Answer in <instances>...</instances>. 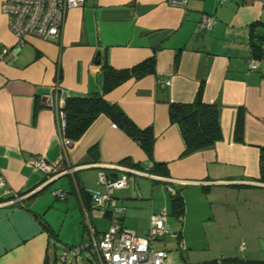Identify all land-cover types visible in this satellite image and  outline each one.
<instances>
[{"label": "crops", "instance_id": "obj_1", "mask_svg": "<svg viewBox=\"0 0 264 264\" xmlns=\"http://www.w3.org/2000/svg\"><path fill=\"white\" fill-rule=\"evenodd\" d=\"M202 14L215 19L211 29L198 27ZM262 33L264 0H189L186 7L166 0H85L67 11L59 39L28 37L15 58L0 59V171L5 180L0 188V264H66L69 254L78 261L83 252L82 264H102L95 252L76 251L88 242L89 225L103 231L110 224L109 214L94 208L90 198L84 200L80 189L100 188L99 171L119 176L125 173L121 166L133 168L121 163L124 159L140 166L149 159L105 114L79 139L63 138L58 108L68 96L101 91L103 58L122 69L153 55L155 73L130 78L104 95L137 127H152L153 161L168 170L167 176L155 178L126 172L127 186L115 192L125 207L119 221L143 235L151 215L165 208L185 246L178 262L202 264L234 256L264 260V182L259 181L264 62L255 70L248 67L251 37ZM15 41L0 9V47ZM200 86L203 101L218 107L222 138L183 155L184 140L169 119V103L191 102ZM238 109L244 119L242 141L234 138ZM37 155L55 164L56 172L46 175L28 166L27 160ZM169 188L182 196L183 214L173 215ZM56 190H63L64 197H57ZM14 194L23 197L12 201ZM50 208L72 219L75 230L71 245L55 252L52 262L50 247L59 238L52 217L46 219ZM166 239L155 246L165 248Z\"/></svg>", "mask_w": 264, "mask_h": 264}, {"label": "built area", "instance_id": "obj_2", "mask_svg": "<svg viewBox=\"0 0 264 264\" xmlns=\"http://www.w3.org/2000/svg\"><path fill=\"white\" fill-rule=\"evenodd\" d=\"M166 1L169 5L186 7L189 0ZM217 1L221 3L225 0ZM84 2L85 0H1L0 9L5 14L8 28L15 36L16 41L11 46L0 47V59L5 56L15 58L28 37L42 40L59 39L67 11L73 7L82 6ZM214 21L215 19L210 14H202L197 25L201 30H209ZM261 47L264 50V43ZM262 62H264V57L251 55L248 59V67L250 70H255ZM161 83L168 85L169 81L162 80ZM62 106L63 104L58 108L57 113V124L61 134L65 123ZM26 163L46 175H52L57 170L56 165L47 163L43 156H33ZM151 167L152 162L150 161L141 169L121 166L120 168L125 173L117 177L107 176L102 171L98 172L97 179L100 188L89 189L88 193L93 207L102 214H109L110 224L103 231H96L92 225H89V240L78 247L77 252L82 248L89 249L97 254L102 264H189L184 260L179 262L174 260L169 249L155 246L157 241L169 238L177 240L178 253L185 249L178 232L171 229L169 225L168 213L165 208H161L151 215L148 230L143 235L123 226L119 221V215L125 210V207L117 203L115 192L127 186L126 172L155 178L156 175L151 172ZM72 170V168H68L65 171L71 172ZM4 184L5 180L0 171V188ZM169 189L171 194L174 193L173 188ZM7 192L5 191L3 194ZM55 194L57 197L63 198L65 192L56 190ZM22 197V195L14 194L11 200L19 201Z\"/></svg>", "mask_w": 264, "mask_h": 264}, {"label": "trees", "instance_id": "obj_3", "mask_svg": "<svg viewBox=\"0 0 264 264\" xmlns=\"http://www.w3.org/2000/svg\"><path fill=\"white\" fill-rule=\"evenodd\" d=\"M251 40L253 43L252 55L260 58L264 57V50L261 47L262 43H264V33L258 34V36L253 35ZM100 68L103 73L101 91L93 92L87 96H68L64 99L62 106L65 121L62 129L63 138L69 140L79 139L98 115L105 114L115 126L123 130L143 149L149 161L152 162L151 172L167 176L168 170L165 164L153 161L155 137L152 127H137L115 102H109L104 98L106 93L130 78H141L147 74L155 73L154 55L129 68L122 69L112 67L107 59L103 58ZM57 78L60 77L57 75ZM202 93L203 89L200 86L191 102L169 103V119L172 123H176L179 126L184 140L183 155L209 148L222 138L218 107L214 103L204 102ZM243 125V112L238 109L234 123V138L237 141H242ZM89 155L93 161L98 160L93 149L89 150ZM121 163L137 169L143 168V166L132 163L128 159L122 160ZM107 175L117 177V174L113 172ZM259 181L264 182V148H261L260 154ZM80 193L84 200L90 198L88 191L80 189ZM83 204L86 205L85 202ZM171 207L173 215L183 214L184 201L177 191L171 194ZM44 226L49 230L47 225ZM202 264H264V260H251L234 256L210 259L202 262Z\"/></svg>", "mask_w": 264, "mask_h": 264}, {"label": "rangeland", "instance_id": "obj_4", "mask_svg": "<svg viewBox=\"0 0 264 264\" xmlns=\"http://www.w3.org/2000/svg\"><path fill=\"white\" fill-rule=\"evenodd\" d=\"M139 180L141 181H147L148 183L151 182L153 183L150 179H145V178H140ZM154 184V183H153ZM156 184V183H155ZM56 203H60L59 201H56ZM52 217L53 221H54V228H55V232L58 235V243L57 246L55 248H53V245L50 247V259L51 262L54 258V253L56 252L57 254H61L63 253V250L66 248V243L71 245L70 243L72 242H68V241H73L74 239V232L73 231V221L72 219L70 220L69 218H65V216H63L62 214L59 213V211H57L56 209L50 208L48 214L46 215V219H48V217ZM171 218V224L172 226H175L176 222V218L173 216H170ZM83 221H84V217H83ZM81 236V234H80ZM199 239H202V236L198 237ZM166 240H168L165 243V248L169 249L171 252V255H173L175 257V260L177 261L178 258V244H174L173 241L169 238H167ZM75 244H78V242H76ZM73 245V244H72ZM158 247H163V244H157ZM201 253H198V255H200ZM86 255V252H83L82 254H80L79 256H77L78 261H75V258L72 255H68L67 259H66V264H82L81 259L84 258V256ZM85 262V261H84ZM83 262V263H84ZM85 264H96L93 260H91L90 262H87ZM197 264V263H196Z\"/></svg>", "mask_w": 264, "mask_h": 264}, {"label": "water", "instance_id": "obj_5", "mask_svg": "<svg viewBox=\"0 0 264 264\" xmlns=\"http://www.w3.org/2000/svg\"><path fill=\"white\" fill-rule=\"evenodd\" d=\"M99 54V53H98Z\"/></svg>", "mask_w": 264, "mask_h": 264}]
</instances>
